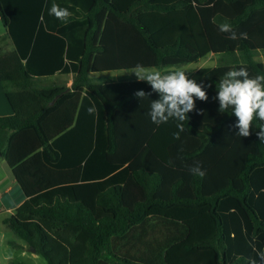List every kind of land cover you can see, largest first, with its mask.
I'll return each mask as SVG.
<instances>
[{
    "label": "trees",
    "instance_id": "16d2710c",
    "mask_svg": "<svg viewBox=\"0 0 264 264\" xmlns=\"http://www.w3.org/2000/svg\"><path fill=\"white\" fill-rule=\"evenodd\" d=\"M54 3L72 13L66 23L49 15ZM0 17V82L12 107L0 114V156L25 195L3 223L16 236L48 264H169L190 225L153 211L207 209L214 234L184 248L211 251L213 264H260L264 122L237 137V118L213 97L230 70L264 75L254 58L264 0H0ZM209 54L217 64L186 73L209 99L196 100L179 140L175 120L148 116L159 95L147 82L92 75L138 64L170 72ZM137 90L151 95L141 101ZM196 165L203 178L189 171Z\"/></svg>",
    "mask_w": 264,
    "mask_h": 264
},
{
    "label": "clouds",
    "instance_id": "9594fccd",
    "mask_svg": "<svg viewBox=\"0 0 264 264\" xmlns=\"http://www.w3.org/2000/svg\"><path fill=\"white\" fill-rule=\"evenodd\" d=\"M49 15L66 23L72 13L67 8H62L54 3L49 8ZM40 19L43 22V15ZM213 23H215V19H213ZM219 30L228 33L229 39L238 38L236 31L228 23L220 24ZM239 37L246 39L247 33H240ZM133 73L138 81L147 82L151 86L152 92L159 95V99L151 100L148 112L151 121L160 125L168 123L169 120H175L177 131L173 133V137L179 140L181 133L185 131L183 122L189 120L188 114L196 109V100L207 101L209 99L205 85L197 83L195 79H190L183 69L161 72L138 64L128 74ZM207 87L211 88L212 85L208 84ZM216 90L217 95L213 97V100L219 101V112L224 114L231 110V114L237 118V122L233 125L234 128L239 129L236 132L237 137H249L252 134L254 120L258 119L264 122V75L250 77L244 67L238 70L233 69L219 78L216 82ZM134 95L143 101L151 93L137 90ZM95 111V107L88 108L89 114H93ZM256 135L261 142H264V123L259 125ZM189 171L201 178L206 174L199 165L190 167ZM253 250L255 251L254 246ZM257 255L260 264H264V252H258ZM250 264H258V262L253 259Z\"/></svg>",
    "mask_w": 264,
    "mask_h": 264
},
{
    "label": "rangeland",
    "instance_id": "374dc122",
    "mask_svg": "<svg viewBox=\"0 0 264 264\" xmlns=\"http://www.w3.org/2000/svg\"><path fill=\"white\" fill-rule=\"evenodd\" d=\"M6 45V48H9ZM255 59L264 60V50L256 52ZM220 59L219 54H209L197 62H191L179 67H173L177 69H183L186 73H191L201 66L215 65ZM158 70L157 68H154ZM131 69L104 71L100 73H92L96 78L110 77L116 79L121 75L135 76V74H128ZM161 71V70H160ZM71 75H58L56 78L59 80L71 81ZM6 167H9L4 162ZM4 165L0 164V174L4 176ZM6 176V175H5ZM153 212L164 214L167 216L181 219V217H187L188 221L192 225H196L193 235L189 239H206L214 234V223L208 213L207 209H187V208H174L171 210L156 209ZM5 213L0 214V264H48L46 259L39 253L33 252L28 248L27 243L2 222V216ZM195 227V226H194ZM187 242V241H186ZM184 243H176L175 246L168 252L169 264H213L214 256L211 251H199L196 248L186 250ZM25 245V248L22 246Z\"/></svg>",
    "mask_w": 264,
    "mask_h": 264
},
{
    "label": "crops",
    "instance_id": "0c3cea01",
    "mask_svg": "<svg viewBox=\"0 0 264 264\" xmlns=\"http://www.w3.org/2000/svg\"><path fill=\"white\" fill-rule=\"evenodd\" d=\"M4 32H5V25L0 17V35H2ZM68 84H71V81L68 82ZM10 113H12V107L7 100L5 89L3 88L0 82V114H10ZM4 162H6V164L9 166L7 160L3 156H0V164L4 165L5 164ZM24 199H25V195L22 189L19 187L11 167L10 166L6 167V165H4V176L0 174V214L5 213L4 216H2V222L6 216H9L14 212L15 208L18 205H20L24 201ZM180 220L187 222L190 225V233L187 238L181 241V243H183L193 235L196 225H192V223L188 221V218L186 216L181 217ZM22 248H25V245L22 246ZM172 248L173 247L167 250L166 253L167 260H168V252ZM211 254L213 255V253Z\"/></svg>",
    "mask_w": 264,
    "mask_h": 264
},
{
    "label": "water",
    "instance_id": "95a60500",
    "mask_svg": "<svg viewBox=\"0 0 264 264\" xmlns=\"http://www.w3.org/2000/svg\"><path fill=\"white\" fill-rule=\"evenodd\" d=\"M30 249L35 252V248L34 247L30 246Z\"/></svg>",
    "mask_w": 264,
    "mask_h": 264
}]
</instances>
